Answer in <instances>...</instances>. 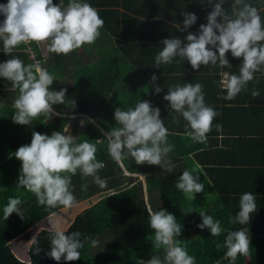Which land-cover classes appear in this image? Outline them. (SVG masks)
I'll return each instance as SVG.
<instances>
[{
	"label": "clouds",
	"instance_id": "1",
	"mask_svg": "<svg viewBox=\"0 0 264 264\" xmlns=\"http://www.w3.org/2000/svg\"><path fill=\"white\" fill-rule=\"evenodd\" d=\"M198 2L211 7L206 23L199 25L196 33L187 32L183 41L176 36L164 38L160 42L162 49L154 57L155 67L171 64L178 57L187 61L193 70L209 64L230 68L226 57V53H230L240 59L239 73L222 72L219 86L226 93L223 98L232 100L249 81L256 78L255 73L264 74V20L258 8L248 0H231V13L222 7L225 0ZM182 15L183 27L176 24L175 28L186 31L195 24L197 16L192 12H183ZM0 17L3 53L10 54L16 46L24 43L29 57L33 59L27 64L17 56L0 61V78L10 81L12 89L18 92L13 101L15 112L12 121L31 126L33 119L41 114L48 119L52 115H64L55 111L54 104L67 103L70 108H75L76 101L66 99L67 89L55 91L50 87L56 78L41 65L40 59L32 57L35 52L30 47L34 42H46L49 52L67 54L83 44L94 43L101 34L104 21L89 0H67V3L58 0L55 4L53 0H6L0 3ZM30 53L33 55L30 56ZM157 79L155 74L150 77L155 94L162 91L156 84ZM251 94L258 97L260 92L253 90ZM163 99L168 102L169 109L186 121L184 135L193 142H206L207 133L211 131L212 121L218 113L206 104L203 85L199 82L177 83L167 87ZM0 107L3 105L0 104ZM113 117L119 126L107 131L104 137L107 152L114 161L123 167V161L131 158L137 165L147 163L172 171L175 165L168 154L174 145L168 141L169 130L160 118L158 107L140 99L126 109L116 107ZM215 127L217 131L221 130L220 124ZM68 132L67 124L50 135L33 131L30 143L10 153L20 161L17 185L34 193L39 204L71 207L76 202L70 190L71 177L78 170L83 176L92 177L101 188L107 186V180L98 175L104 167V162L95 155L99 139L97 143L88 139L77 142L76 136L66 134ZM193 165L192 169L185 168L175 180L176 189L192 201L194 194L205 188L199 174L206 175L199 162L193 160ZM118 194L112 191L108 196ZM20 203L18 197L9 198L3 208L5 220L13 212L20 215ZM256 210V196L253 192H244L240 195L239 211L230 222L249 224L251 214ZM198 214L201 222L196 225L197 228H207L212 236H219L225 231L213 216L204 211ZM148 226L154 233L152 245L162 249L163 254L152 255L145 264H196L195 257L188 254L186 244L178 239L183 226L173 214L163 208L156 211L149 208ZM81 235L80 231L53 229L47 256L55 261H60L62 257L65 261L79 259V249L89 239L84 237L82 240ZM31 240L36 243L35 237ZM91 243L95 246L97 241L92 239ZM249 245L248 229H238L227 230L223 245L218 243L216 247L226 248L225 256L234 262L238 254H248Z\"/></svg>",
	"mask_w": 264,
	"mask_h": 264
},
{
	"label": "trees",
	"instance_id": "2",
	"mask_svg": "<svg viewBox=\"0 0 264 264\" xmlns=\"http://www.w3.org/2000/svg\"><path fill=\"white\" fill-rule=\"evenodd\" d=\"M116 1L89 0L104 21L100 32H106L103 35L104 43L112 40L110 45L114 51L109 44H105L112 53L104 50L99 41L97 42L101 35L94 43L89 44L95 56L99 58L93 61L81 58L79 48L67 54H57L47 50L46 42H34L30 47V50L35 52L34 57L40 59L41 65L55 76L56 79L50 87L55 91L61 88L67 89L66 99L76 101L75 108L70 109L71 116L65 111L67 103L54 104L53 108L64 115H52L48 119L41 114L33 119L31 126L14 123L11 118L15 112L13 101L18 92L12 89L10 81L0 78V104L3 105L0 107V264H145L152 255L163 254V250L156 249L151 242L154 233L148 226L149 208L153 211L166 209L177 218V222L183 226L178 239L186 244L187 252L195 257L196 264H264V165L247 166L234 175L230 172L233 169L226 167L228 165H215L216 167L203 165L205 172L212 178L214 190L218 195L214 197L211 191L209 193L211 198L207 202L210 204L204 202L194 208L189 205L186 195L175 187L176 177L185 169L184 165L175 164L169 172L167 169H149L144 163L137 165L132 160H125L123 165L126 171L136 174L129 176L123 172L120 164L109 156L107 140L100 132L99 125L102 122L101 112L103 109L105 110L103 114L106 112L114 98L113 96L110 99V91L115 86L117 77L113 67L119 62H124L141 78L150 80V77L156 73L152 69L155 52L161 50L160 47L163 45L160 42L168 38V34H172L173 28L171 29V23L169 24L168 21L180 22L183 12L196 11L190 9L196 0H158L159 9L150 3L148 5L145 0H136L135 8L126 7L129 8L130 13L121 17L124 10L115 7ZM263 1L256 3L254 0H248L257 8ZM4 2L6 0H0V3ZM57 2L58 0H53L54 4ZM202 9L211 11V7L206 4L197 8L199 12ZM140 13L147 17L151 14L153 16L165 14L168 21L155 18L140 19ZM134 14L138 15L134 20L126 18L130 15L133 17ZM206 15L196 14L198 17L193 27L196 28V23L197 27L205 24ZM179 32L185 37V31ZM192 33L196 32L192 31ZM24 47L25 44L21 43L12 53L5 55L0 44V61L17 56L26 64L32 63L33 59L29 57V51ZM113 53L114 55L111 56ZM226 57L231 67L224 68L230 72L236 64L229 59L227 53ZM176 60L179 65L170 70L183 74L185 72L183 60L178 57ZM204 66L207 67L205 70H209L205 76H209L208 78L215 82V87L222 92L219 86V66L211 64ZM236 67L235 71L239 70V65ZM211 70L214 73L210 72ZM260 78L264 79V76ZM66 124L69 126V132L66 134L76 136L77 142L88 139L92 143H97L99 139L95 155L98 160L104 162V167L98 171V175L107 180V186L101 188L93 182L92 177L83 176L79 170L72 175L70 190L75 196V201L83 200L87 204L76 214L65 230L80 231L82 240L84 237L89 239L84 241L83 247L79 249V259L65 261L62 257L60 261H55L46 254L50 234L54 228H42L41 222L46 220L48 223V219H53V215L63 205L57 204L53 207L39 204L34 193L18 186L20 161L10 156V153L19 146L30 143L33 131L50 135L52 131H60ZM79 124L83 126L78 128ZM217 150L219 149L214 151ZM199 154L200 152L196 154L198 160ZM139 174L144 177V181L139 178ZM208 190L210 189L207 187ZM112 191L120 194L108 196ZM244 192H253L256 196L257 210L251 214L249 224L231 223L230 219L239 211L240 195ZM153 194L155 200L151 197ZM10 197L20 199L21 203L18 205L20 215L13 212L5 220L3 208ZM215 200L219 203V207L213 206ZM189 211L192 212L187 213ZM201 211L219 220L225 231L219 236H212L207 228H197L196 225L201 222L198 214ZM32 226L40 227L33 236L36 243H32L31 240L26 248L27 241L21 247L27 252L28 258L21 260L15 255L10 242ZM238 229H248L250 245L248 254H238L233 262L231 258L225 256L226 248L218 249L216 245L218 243L223 245L227 230ZM100 234H103V239L110 235L113 240L91 253L88 251V247L92 244L91 240L96 239ZM140 236L146 238L143 243L136 241ZM37 248L40 249L39 252ZM246 258L247 262H245Z\"/></svg>",
	"mask_w": 264,
	"mask_h": 264
},
{
	"label": "crops",
	"instance_id": "3",
	"mask_svg": "<svg viewBox=\"0 0 264 264\" xmlns=\"http://www.w3.org/2000/svg\"><path fill=\"white\" fill-rule=\"evenodd\" d=\"M145 1L148 5L150 3V5L157 8L160 5V2L158 0ZM254 1L257 3L262 0ZM136 3V0H117L115 7H119L120 10H124V13H121L120 16L125 17V14L130 13L129 8L126 7L135 8ZM260 4L261 5L258 7V10L260 12L261 19L264 20V13H262L264 10V1ZM110 5H112V2L110 3ZM201 5L202 4L199 3L198 0H196L194 5L191 6L190 9L194 11L196 10L194 13H196L198 16L201 13L202 15L205 13L206 15L209 11L202 9L199 12L197 10V8H199ZM222 7H224L227 12L231 13V0H225V3L222 5ZM137 16V14H134L133 17L130 15V17L126 18L134 20V17L137 18ZM151 16H153V14L147 17L143 13H140V19L155 18L162 21H168L165 14H158L153 17ZM182 20L183 16H181L180 22L168 21L169 24L171 23V29L173 28L171 30L172 34H168V38L176 36L183 41L184 36L181 35L177 28H174L176 24H180V26L183 27ZM197 25L198 24L196 23V28L192 25L189 29H187L185 31V35L187 34V32H196L198 29ZM100 33L101 37L99 39L100 42H103V40H105V37H103V35H105L106 32L101 31ZM111 41L112 40L106 42L110 43ZM162 47H160V49H162ZM88 48L90 51L87 48L83 50L79 47L80 57L88 61L99 59L97 58V55L95 56L93 49L90 46ZM80 50L83 51L80 52ZM159 51L160 50H157L155 52V55ZM227 54L229 55V59L232 60L233 63L236 64V66L240 64L239 58L232 57L230 53ZM175 61L178 60L175 59L171 64H161L159 68L155 67L153 61L152 69L156 71L155 75L158 77L156 84L162 88V91L159 94H155L153 85L150 80L141 78L137 74V72L133 71L132 69L129 74H124L121 72V70L114 69L117 77L116 84L110 91V99L113 96L114 98L111 102L109 101V99H107L110 102V107L106 109V112L104 114V109L101 112L102 122L101 125H99L100 132L102 134H105L107 131H109V129H112V127L116 125L117 127L119 126L114 121L113 117V112L116 107L120 106L121 108L126 109L127 107L134 106L140 99L147 100L153 107H158L160 109V118L164 120V124L169 130L168 141L169 143L174 145V148L168 154V156L174 165L179 163L184 165L185 168L192 169L194 167L193 160L199 162L202 166L210 165L216 167L215 165H228L226 167L233 169L232 171H230L233 175L236 174L240 169H243L247 166L256 167L255 165L257 164L264 165V79L260 78V76H264V74H261L260 72L255 73L256 78H254L252 81H249L244 90H242L234 99L226 100L223 98V95H225L226 93L220 92V90L215 87V82L208 78L209 76H205V74H207V72L209 71L205 70L207 69V67L202 65L200 69L193 70L187 61H183L185 72L181 74L178 71L176 72L170 70V68H174L179 65V63H176ZM120 64H124V62H119L118 65L120 66ZM236 66L234 65L233 70L230 71L231 73H239V70L235 71V69H237ZM218 71L220 76L219 81L221 79L220 74L222 72H229L228 69L220 66ZM210 72L214 73L213 70H211ZM122 79H124V81ZM183 82L201 83L203 85L206 104L213 107L214 110L218 113V115L212 121L213 127L211 131L207 133V140L204 143L193 142L190 138L184 135V126L186 124V121H184L182 117L169 109L168 102L163 99V96L167 92V87L175 85L177 83L182 84ZM253 90H259L260 95L258 97H253L251 94ZM56 110L57 109L55 108V111ZM65 111L68 112V115H72L68 104L66 105ZM216 124L221 125L220 131H217L215 127ZM215 149L219 150L214 151ZM198 152H200L199 160L196 157V154ZM189 154H192V156L190 157ZM125 160L132 159L127 158ZM144 166H147V168L149 169H160V166L158 165H149L147 163H144ZM121 169L126 175H136L135 173H128L124 165L123 167L121 166ZM203 171L206 174L205 177L203 174L199 175L200 180L204 181L206 189L207 187L210 189L208 190L207 194L212 191L211 195L217 197L218 194L214 190L212 178L205 172L204 169ZM139 178L144 181V177L141 174H139ZM209 181H211V184H208ZM223 182L224 180L222 181V183ZM228 182L231 183L229 179ZM145 195H147V191H145ZM82 202L85 208L87 203L83 200L75 202L71 207L63 206L62 208H60V210L54 214V217L57 215H60V217H57L55 219L53 217L52 222L48 223L49 228L51 226L52 228L65 230L71 224L76 214L79 212L75 209ZM33 228L34 226L28 228V230L22 232L12 240L14 243H17L19 239L21 240V243L19 244L20 247L17 248L18 253L22 252L23 249L21 247L25 245L30 236L36 234L33 233ZM112 240L113 238L111 236H109L108 239H102L101 244L98 247H101L102 245H105ZM12 241L10 243H12ZM29 244L30 243H28V245ZM16 256L19 259L24 260V257H22L21 255Z\"/></svg>",
	"mask_w": 264,
	"mask_h": 264
},
{
	"label": "rangeland",
	"instance_id": "4",
	"mask_svg": "<svg viewBox=\"0 0 264 264\" xmlns=\"http://www.w3.org/2000/svg\"><path fill=\"white\" fill-rule=\"evenodd\" d=\"M106 37H107V35H106ZM97 41H99V43L101 44V46L102 47H104V50H108V51H110L106 46H105V44H109L110 45V43H107V42H100V40H97ZM88 46V44H83L81 47H80V49H88L89 50V46ZM111 46V45H110ZM111 48L113 49V51H114V48L111 46ZM83 50H80V52H82ZM90 51V50H89ZM111 53H112V51H110ZM114 55V53L113 54H111V56H113ZM113 69H117V70H121V72L122 73H124V74H129V72L131 71L128 67H127V64H120V66L118 65V66H114L113 67ZM125 77H128V76H125ZM123 81H124V79H122ZM71 106L69 105V108H70ZM71 109V108H70ZM83 126V124L81 125V124H79V127H82ZM78 127V128H79ZM201 181V180H200ZM201 182H204V181H201ZM207 189H206V186H205V188H204V190L202 191V192H199V193H195L194 195H195V199L192 201V200H189L188 198H187V196H186V198L188 199V201H189V205H192V207H197L198 206V204H201V203H204V202H208V200L211 198V196H210V194L208 193L207 194ZM206 195V196H205ZM151 197H152V199H154V197H155V194H153V195H151ZM95 200V199H94ZM155 200V199H154ZM208 205L210 204V203H207ZM213 206L215 205V206H217L218 205V207H219V203L215 200V201H213ZM191 207V208H192ZM84 208V206H83V202L75 209L76 211H80V210H82ZM74 210V211H75ZM62 212V211H61ZM60 212V213H61ZM65 216V215H64ZM53 217H54V215H53ZM57 217H60V215H57V216H55L54 217V219L55 218H57ZM52 218H49L48 219V223H50V222H52ZM48 223H47V221L46 220H43L42 222H41V227L42 228H49V226H48ZM50 228L51 229H53L51 226H50ZM35 229V230H34ZM54 229H56V228H54ZM38 230H40V227H34L33 228V233L35 234V233H37V231ZM110 232V231H109ZM112 233H114V232H112ZM34 235H32V236H30V238L28 239V242H27V244H26V248H27V246H28V243H30L31 241V238L33 237ZM109 236L110 235H108L106 238H104V239H108L109 238ZM103 234H100V235H98L97 237H96V241H97V243H96V245L95 246H93L92 244L88 247V251H90L91 253L96 249V248H98V246L101 244V242H100V240H102L103 238ZM146 238H144V236H140V237H138L137 239H136V241L137 242H140V243H143L144 242V240H145ZM21 243V240L19 239L18 241H17V243H14L13 241H12V243L10 244V246L12 247V249H13V251H14V253H15V255H21L22 257H24V259H28L27 257H26V251H24V248H23V250H22V252H17L16 251V249L18 248V247H20V244ZM245 262H247V258L245 259ZM243 264H245V263H243Z\"/></svg>",
	"mask_w": 264,
	"mask_h": 264
},
{
	"label": "built area",
	"instance_id": "5",
	"mask_svg": "<svg viewBox=\"0 0 264 264\" xmlns=\"http://www.w3.org/2000/svg\"><path fill=\"white\" fill-rule=\"evenodd\" d=\"M33 55V53H30V56H32ZM32 57H34V56H32Z\"/></svg>",
	"mask_w": 264,
	"mask_h": 264
}]
</instances>
